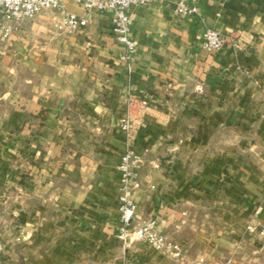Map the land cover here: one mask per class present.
<instances>
[{
  "label": "crops",
  "instance_id": "0c3cea01",
  "mask_svg": "<svg viewBox=\"0 0 264 264\" xmlns=\"http://www.w3.org/2000/svg\"><path fill=\"white\" fill-rule=\"evenodd\" d=\"M61 1L83 29L45 11L0 31V264H179L119 238L128 145L138 222L156 217L188 264H264V0L134 4L129 59L112 12Z\"/></svg>",
  "mask_w": 264,
  "mask_h": 264
},
{
  "label": "built area",
  "instance_id": "2783aa9c",
  "mask_svg": "<svg viewBox=\"0 0 264 264\" xmlns=\"http://www.w3.org/2000/svg\"><path fill=\"white\" fill-rule=\"evenodd\" d=\"M87 11H110L113 14V30L118 40L124 44L123 58L129 59L136 50V42L131 38L132 19L129 9L134 4H147L154 0H74ZM176 5L182 15H194L198 12L197 0H170ZM45 11H51L58 16L56 28L59 31L73 33L83 29L88 19L86 16L67 11L61 0H0V31L3 38H8L13 31V23H20L26 18H32ZM226 36L215 28H208L204 33L203 47L207 50H220L225 45ZM121 128L130 133L132 122L123 118ZM143 166L142 156L128 145L121 155V187L119 203V238L125 249H131L134 244L145 241L156 251L175 260L179 264H188L178 240L163 234L158 228L156 217H146L137 221L138 204L134 193L142 187L140 171ZM154 187V186H152ZM259 211H256L258 214ZM180 225L187 221V212H182ZM247 228L251 232L258 230L257 225L250 223ZM264 233V225L261 226ZM4 251L0 240V260ZM195 264H205L204 258H199Z\"/></svg>",
  "mask_w": 264,
  "mask_h": 264
},
{
  "label": "rangeland",
  "instance_id": "374dc122",
  "mask_svg": "<svg viewBox=\"0 0 264 264\" xmlns=\"http://www.w3.org/2000/svg\"><path fill=\"white\" fill-rule=\"evenodd\" d=\"M160 253V252H159ZM162 254V253H161ZM163 255V254H162Z\"/></svg>",
  "mask_w": 264,
  "mask_h": 264
}]
</instances>
